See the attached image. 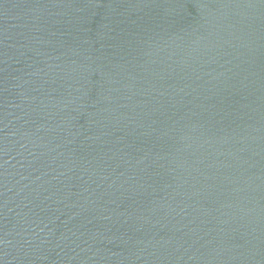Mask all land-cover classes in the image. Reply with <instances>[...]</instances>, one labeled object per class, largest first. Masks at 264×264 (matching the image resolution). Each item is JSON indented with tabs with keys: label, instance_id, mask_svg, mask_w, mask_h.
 I'll return each mask as SVG.
<instances>
[{
	"label": "water",
	"instance_id": "1",
	"mask_svg": "<svg viewBox=\"0 0 264 264\" xmlns=\"http://www.w3.org/2000/svg\"><path fill=\"white\" fill-rule=\"evenodd\" d=\"M0 264H264V0H0Z\"/></svg>",
	"mask_w": 264,
	"mask_h": 264
}]
</instances>
